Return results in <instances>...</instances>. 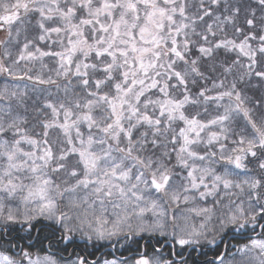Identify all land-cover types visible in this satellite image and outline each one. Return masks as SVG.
<instances>
[{
  "label": "snow or ice",
  "instance_id": "1",
  "mask_svg": "<svg viewBox=\"0 0 264 264\" xmlns=\"http://www.w3.org/2000/svg\"><path fill=\"white\" fill-rule=\"evenodd\" d=\"M0 264H264V0H0Z\"/></svg>",
  "mask_w": 264,
  "mask_h": 264
}]
</instances>
